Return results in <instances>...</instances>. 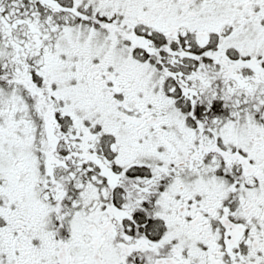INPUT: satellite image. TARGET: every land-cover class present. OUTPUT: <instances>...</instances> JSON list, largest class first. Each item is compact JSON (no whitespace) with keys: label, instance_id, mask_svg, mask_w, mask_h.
Segmentation results:
<instances>
[{"label":"snow or ice","instance_id":"snow-or-ice-1","mask_svg":"<svg viewBox=\"0 0 264 264\" xmlns=\"http://www.w3.org/2000/svg\"><path fill=\"white\" fill-rule=\"evenodd\" d=\"M0 264H264V0H0Z\"/></svg>","mask_w":264,"mask_h":264}]
</instances>
